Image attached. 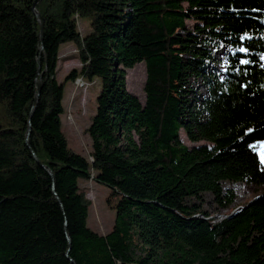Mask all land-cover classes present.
I'll return each mask as SVG.
<instances>
[{
    "label": "trees",
    "instance_id": "1",
    "mask_svg": "<svg viewBox=\"0 0 264 264\" xmlns=\"http://www.w3.org/2000/svg\"><path fill=\"white\" fill-rule=\"evenodd\" d=\"M34 1L0 0V264H264V193L221 220L203 208L235 201L224 180L264 183V0H42V39ZM65 42L81 59L65 79H101L90 156L62 129ZM141 61L145 102L124 78ZM92 176L106 233L87 223Z\"/></svg>",
    "mask_w": 264,
    "mask_h": 264
},
{
    "label": "rangeland",
    "instance_id": "2",
    "mask_svg": "<svg viewBox=\"0 0 264 264\" xmlns=\"http://www.w3.org/2000/svg\"><path fill=\"white\" fill-rule=\"evenodd\" d=\"M77 21L79 32L81 35L85 34L89 28L88 22L79 17H77ZM188 25L192 26L193 21H188ZM225 51V49L215 51L216 61L212 65L220 70H223L225 67L223 60ZM75 66H81L77 44L74 42L61 44L57 78L60 82H64V95L62 99L64 111L61 114L62 129L72 150L90 156L92 138L88 132V127L93 115L96 113L97 95L101 89V79L96 78L91 81L84 76H79L75 80H66V74ZM146 77L147 67L144 61L137 63L133 68L127 69L124 75L126 87L136 94L142 102H145L146 98L144 90ZM190 82L193 86L190 96L197 93L200 100L207 91L202 78L191 76ZM195 100L193 99L194 102ZM180 138L189 145L199 143L190 140L183 128L180 129ZM259 153L264 162V144L261 145ZM222 183L225 189L233 188L236 193L235 201L228 207H219L211 192L204 193L203 208L217 220H221L228 213L233 212L235 208L248 204L254 198L264 193V183L258 185L246 181L234 182L230 180H224ZM81 186L86 189L87 197L91 200L87 217L88 225L103 233L108 232L115 222L117 213L106 202L108 187L97 183L93 176L89 180H81Z\"/></svg>",
    "mask_w": 264,
    "mask_h": 264
},
{
    "label": "water",
    "instance_id": "3",
    "mask_svg": "<svg viewBox=\"0 0 264 264\" xmlns=\"http://www.w3.org/2000/svg\"><path fill=\"white\" fill-rule=\"evenodd\" d=\"M41 0H35L34 3H33V6H32V10L33 12L35 13V15L37 16L38 18V21L40 23V26H41V33H40V38L42 39V36H43V31H44V25H45V18H43V16L41 15V13L37 10V5L40 3ZM39 61H40V58H39ZM38 74H39V78H38V92L36 94V101L39 99V96H40V90H41V87H42V77H43V72H41V64H39L38 66ZM30 135V129L28 130L27 132V137H29ZM251 202V201H250ZM68 239L71 243V238L70 236H68Z\"/></svg>",
    "mask_w": 264,
    "mask_h": 264
},
{
    "label": "snow or ice",
    "instance_id": "4",
    "mask_svg": "<svg viewBox=\"0 0 264 264\" xmlns=\"http://www.w3.org/2000/svg\"><path fill=\"white\" fill-rule=\"evenodd\" d=\"M244 63H247V61H244Z\"/></svg>",
    "mask_w": 264,
    "mask_h": 264
},
{
    "label": "built area",
    "instance_id": "5",
    "mask_svg": "<svg viewBox=\"0 0 264 264\" xmlns=\"http://www.w3.org/2000/svg\"><path fill=\"white\" fill-rule=\"evenodd\" d=\"M83 83V82H82Z\"/></svg>",
    "mask_w": 264,
    "mask_h": 264
}]
</instances>
